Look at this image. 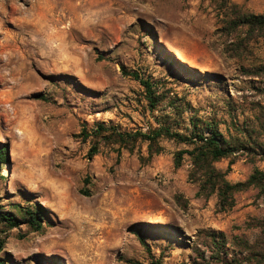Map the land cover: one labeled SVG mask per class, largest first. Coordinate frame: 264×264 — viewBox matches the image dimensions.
<instances>
[{"label": "rangeland", "instance_id": "374dc122", "mask_svg": "<svg viewBox=\"0 0 264 264\" xmlns=\"http://www.w3.org/2000/svg\"><path fill=\"white\" fill-rule=\"evenodd\" d=\"M233 12L264 15V0H0V211L44 209L39 232L0 223V258L257 264L236 244L264 246L258 186L228 208L199 194L190 156L175 167L194 146L162 138L154 155L146 142L101 143L90 158L95 142L82 135L101 123L189 137L213 129L238 149L213 164L229 184L264 172V38L228 33ZM238 40L241 58L228 52ZM135 73L154 85L156 109ZM210 233L225 236L228 257L213 254Z\"/></svg>", "mask_w": 264, "mask_h": 264}, {"label": "trees", "instance_id": "16d2710c", "mask_svg": "<svg viewBox=\"0 0 264 264\" xmlns=\"http://www.w3.org/2000/svg\"><path fill=\"white\" fill-rule=\"evenodd\" d=\"M234 17L229 20L226 25L228 33L238 32L241 28L247 29V34L257 35L264 38V15H250L240 12H233ZM245 40H238V45L230 47L228 52L234 54L236 58H241L240 50ZM135 80L139 81L145 89V98L151 110L156 109L161 99L157 95L154 85L150 81L140 79L138 74H131ZM210 130V129H208ZM84 139L92 138L95 144L91 147L88 156L94 158L99 154V146L101 143L109 145H117L121 148L132 150L135 145L141 141L148 143V148L151 154L159 155L163 149L159 146V140L162 138L174 141L179 144L194 146L191 151H180L175 155V167L180 168L183 164L184 156L191 157L193 170L190 174L192 180L200 182V195L210 197L218 193L220 200L226 204L228 208L233 207V195L241 191L243 188L255 185L258 186L264 193V172L256 171L246 184L231 185L225 180V176L218 172L213 164L221 159L228 158L237 152V148L232 147L222 137V135L213 129L210 130L209 136L197 134L183 135L181 133L172 132L169 128L161 127L156 130H150L148 133L135 132L124 133L115 126H106L104 123L98 124L93 130L87 132L83 130ZM7 160V149L0 151V163ZM20 214L24 217H18L12 212L0 211V223L7 224L10 229L17 228L26 222L33 231L39 232L43 226V211L38 207L35 211L24 210L17 207ZM209 240V246L213 254L220 257H228V241L222 234L210 233L206 235ZM5 239L0 236V253L3 251ZM240 247L252 254L253 258L250 262L255 261L257 264H264V246L262 245L260 253L254 252L248 244L241 242ZM0 264L7 262L0 258Z\"/></svg>", "mask_w": 264, "mask_h": 264}, {"label": "bare ground", "instance_id": "6f19581e", "mask_svg": "<svg viewBox=\"0 0 264 264\" xmlns=\"http://www.w3.org/2000/svg\"><path fill=\"white\" fill-rule=\"evenodd\" d=\"M60 55V54H59ZM182 57V56H181ZM5 170V169H4ZM6 175V174H5Z\"/></svg>", "mask_w": 264, "mask_h": 264}]
</instances>
